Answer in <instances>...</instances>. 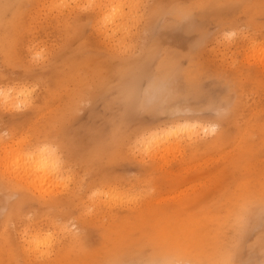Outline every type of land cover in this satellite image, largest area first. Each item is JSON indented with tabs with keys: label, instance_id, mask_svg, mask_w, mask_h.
Instances as JSON below:
<instances>
[{
	"label": "rangeland",
	"instance_id": "1",
	"mask_svg": "<svg viewBox=\"0 0 264 264\" xmlns=\"http://www.w3.org/2000/svg\"><path fill=\"white\" fill-rule=\"evenodd\" d=\"M60 2L0 0V86L7 87L9 81L25 75L24 63H18L15 57L18 42L22 41L26 50L34 40H39L56 53L55 62L40 75L44 87L36 110L15 121H0V154H6L15 145L14 124L32 121L34 127H43L60 121L62 143L81 165L72 189L55 201L39 199L40 193L51 191L52 183L49 170L43 166L41 169L47 170L48 178L33 177L39 179L24 186L31 189L35 199L22 189L9 190L0 181L1 262L9 264L13 259L5 238L14 243L21 224L30 223L22 217L32 215L39 220L48 212L59 213L87 174L88 187L95 185L102 191L120 187L139 193V199L132 204L113 202L105 206L99 203L103 198L98 197L96 210L81 225L85 230L82 237L85 246L72 247L70 240L56 260L65 256V261L104 264V260L121 253L126 257L120 261H142L141 255L146 256L151 249L145 238L160 237L150 227L148 231V227L137 226L139 222L165 223L168 219L173 221L174 216L173 222L180 221L181 231L187 224L184 222L191 215L194 217L188 207L193 196L209 191L205 207L217 208L206 212L200 238L177 233L176 240H180L183 251L191 248L192 254L200 250L201 256L213 254L220 259L236 243V261L243 264L252 260L259 264L264 259L261 255L264 232L259 220L253 218L251 229L238 235L234 212L230 214L221 197L228 186L232 187L237 202L258 197L264 174V0H140L157 6L151 10L152 35L144 36L147 22L134 28L128 43L138 54L127 58L116 51V45L125 37L120 30L122 21L117 18L113 24L102 25V17L110 8L97 9L91 15V23L85 25L87 16L82 17L76 8L54 11L51 6ZM63 2L82 6L90 0ZM96 2L111 5L123 0ZM193 4L206 5L196 10L197 30L180 24L179 13ZM3 5L11 7L5 9ZM225 26L251 33L247 42L238 33V42L227 52L232 57L230 63L211 46L198 48L200 31L215 34ZM165 83L169 87L178 86L180 94L162 92ZM81 99L86 101L82 108L78 107ZM209 101L215 102L223 113L215 139L189 141L165 134L170 124L184 118L176 115L178 111L189 106L199 109ZM146 131L157 132L161 137L147 160L136 155L130 141V134ZM194 135L202 136L203 129ZM13 160L15 155L9 163ZM23 163L22 160L21 166ZM36 167L31 165V174ZM96 177H108L111 184L105 186ZM182 206L189 210L175 215L171 208ZM160 209L167 212L158 218L154 212ZM197 211L200 214L196 219L200 222L202 210ZM131 220L135 222L129 225ZM122 222L125 225H120ZM165 246L164 250L172 248L170 243ZM123 247L133 253L116 251ZM143 248L149 250L144 252ZM104 252L108 255L106 259Z\"/></svg>",
	"mask_w": 264,
	"mask_h": 264
},
{
	"label": "snow or ice",
	"instance_id": "2",
	"mask_svg": "<svg viewBox=\"0 0 264 264\" xmlns=\"http://www.w3.org/2000/svg\"><path fill=\"white\" fill-rule=\"evenodd\" d=\"M5 9L10 5H3ZM54 11L67 8H76L82 17L87 16L85 25L91 23V15L99 10L110 8V11L103 15L102 25L107 26L116 22L117 18L122 21L121 31L125 33L124 39L116 45V51L120 57L127 58L136 56L138 53L134 46L128 43V37L132 35L133 29L141 23H146L144 36L152 35L150 21L153 13L151 10L157 6L151 3H141L140 0H123L120 3L106 5L90 0L84 5L60 3L51 6ZM206 7V5L193 4L179 13L180 24L189 26L192 30H197L194 23L196 10ZM227 24V22H224ZM238 33L247 42L251 33H244L242 30L225 26L213 34L207 31H200V41L198 48H208L218 54L223 53L225 62H231L232 57L227 55L231 47L238 42ZM147 44V41H145ZM15 57L18 63H24L25 75L21 78L9 81L7 87L0 86V121L9 119L15 121L17 117L26 116L36 110L41 99V91L44 87L40 75L55 62L56 53L47 44L34 40L25 50L23 42L15 45ZM195 56V53H194ZM162 92L171 95H179L178 86L169 87L167 83L162 85ZM83 95V93H82ZM86 101L81 99L78 107H83ZM176 115L184 117L170 124L165 129L168 137L182 138L189 141L215 139L220 131V121L223 113L215 102L209 101L199 109L185 107L182 112ZM195 117V119H193ZM16 128L15 145L6 154H0V181L12 190L18 188L26 191L28 196L35 199V194L31 189H24L26 181L31 180V165L39 164L49 170V178L52 183L49 185L51 191L40 193L41 202L55 201L61 196L67 195L72 189L73 183L77 180L80 172V161L75 156L70 155L62 143L61 122L54 121L43 127H34L32 121H23L14 124ZM199 129H203V135H194ZM157 132H144L130 134V141L137 156L143 155L145 160L151 155L156 142L160 139ZM15 160L9 163L12 156ZM24 161L21 166V161ZM97 181L105 186L111 184L108 177H96ZM89 176L86 174L84 180L80 182L77 191L73 192L68 205L61 209L59 213L48 212L39 220H35L32 215L22 217L30 223L21 224L15 242L11 243L6 237V242L10 243V252L13 259L9 264H61L55 258L62 248L70 240L72 247L83 245L82 237L85 230L81 227L86 224L87 218L97 207L98 197L102 205L113 202L119 204H132L139 199V193H133L120 187H111L108 191H102L93 185L87 186ZM57 189H63L58 192ZM144 189H141L143 191ZM221 203L229 208L230 214L234 212L238 235H243L252 227V220H259L261 231L264 232V174L261 175L258 197L237 202L232 191V187H226ZM238 245L234 243L227 248L218 260L198 261L185 258L171 259H146L142 261H113L111 264H240L234 256V249ZM264 257V239L261 241ZM243 264H256L249 260ZM259 264H264L262 259Z\"/></svg>",
	"mask_w": 264,
	"mask_h": 264
},
{
	"label": "bare ground",
	"instance_id": "3",
	"mask_svg": "<svg viewBox=\"0 0 264 264\" xmlns=\"http://www.w3.org/2000/svg\"><path fill=\"white\" fill-rule=\"evenodd\" d=\"M199 131H200V129H199ZM201 132H202V130H201ZM223 137V136H222ZM24 164V163H23ZM23 164H22V166H23ZM36 166H38V167H36L37 169L35 170H33V173L31 174V180L30 181H26L25 182V184H24V186H29L32 182H34L35 183V181H36V179H39V178H42L43 180L44 179H47L48 178V172H47V170L46 169H41L42 168V166H40L39 164H35ZM35 167V166H34ZM33 177H39V178H36V179H34L33 180ZM209 196H210V192L208 191H206V192H199V193H196L193 197V199L191 200V202H190V205L191 206H188V207H190L191 208V210L194 212V217L191 215V218L190 219H188V221H185L184 223H187L183 228H182V230L180 231V227H179V223L178 222H180L179 220H177V222H173L175 219L173 218L174 216H172V219H173V221H171V219H170V221H169V219H168V221L167 222H161V221H154V222H149V221H140L139 223L140 224H138L137 226H140V227H148L147 228V230L149 229V227L152 229V230H154V231H156L157 232V234H158V236L160 237V239L157 237V239H155V240H153V239H150V238H148V237H146L145 238V240L147 241V244H148V246H151V249L149 250V248L147 249V250H149V252L147 253V255L145 256L144 254H140L141 255V259L142 260H146V259H150V258H154V259H171V258H185V259H193V260H198V261H205V262H207V261H212V260H218V256H216V255H213V254H211V255H206V256H201L200 255V250H198V252L197 253H194V254H192V251L190 250L191 248H188V249H186L185 251H183V248H182V245H181V243L178 241V240H176V238H177V233H181V234H183V235H186V237H188V236H194L195 238H200L202 235H203V226L205 225V219H206V212H212L213 210H215L216 208H217V206L216 207H205V201H206V199H208L209 198ZM177 206V204L175 203V205H174V207H176ZM206 208H208V209H206ZM172 209V211H173V213L176 215V213H178L179 214V212L181 211H183V212H186V211H188L189 209L186 207L185 208V206H182V207H179V208H171ZM198 209H200V210H202L201 211V219H200V222L198 221L199 219H196L197 218V216L200 214V212H198L197 210ZM190 210V211H191ZM144 211V210H143ZM141 212V211H140ZM146 212V211H145ZM166 212H167V210L165 209H163V210H157L156 212H154L155 214H156V216L158 217V218H160L159 216H162L163 214H166ZM182 212V213H183ZM138 213H139V211H138ZM138 213H136V214H138ZM184 214V213H183ZM182 214V215H183ZM138 216V215H137ZM142 217L143 216H146V215H141ZM134 217V216H133ZM139 217V216H138ZM142 217H141V220H142ZM146 217H148V215L146 216ZM129 218V217H128ZM128 218H126V220L128 219ZM132 218V217H131ZM133 219V218H132ZM135 219V221L137 220V217L136 218H134ZM133 219V220H134ZM144 219H147V218H144ZM135 221H133V222H135ZM139 221V220H138ZM132 222V220L130 221V223H129V225L130 224H134L133 222ZM173 222V223H172ZM124 222H122V223H120V225L121 224H123ZM120 225L119 226H117V227H119L120 228ZM124 225H125V223H124ZM123 225V226H124ZM123 226H121V227H123ZM130 227H132V226H130ZM134 228V227H133ZM138 228V227H137ZM198 228H201L202 230H198ZM112 229V228H111ZM115 229V228H114ZM114 229L112 230V231H114ZM130 229V228H129ZM139 229V228H138ZM146 230V229H145ZM146 230V231H147ZM105 231V230H104ZM106 231H107V229H106ZM108 231H109V229H108ZM123 231H124V229H123ZM126 231V230H125ZM144 231V229L142 230V232ZM149 231V230H148ZM147 231V232H148ZM118 232H121V229H119V231ZM117 232V233H118ZM126 232H128V231H126ZM126 232H124V233H126ZM135 232V231H134ZM134 232H132V233H134ZM140 231H138L137 233H139ZM151 232V231H150ZM149 232V233H150ZM108 233V232H107ZM110 233V232H109ZM108 233V234H109ZM122 234V233H121ZM144 234V233H143ZM134 235V234H133ZM139 235V234H138ZM138 235L137 236H134V237H138ZM146 235H148V234H146ZM107 236H109V235H107ZM115 235H113V237H114ZM127 237H128V234L126 235ZM140 236V235H139ZM149 236V235H148ZM156 236V235H155ZM110 237V236H109ZM111 238V239H113V241L115 240L114 238ZM117 237H118V234H117ZM127 237H124V238H127ZM108 238V237H107ZM124 238H123V241H124ZM131 238V237H130ZM119 239H120V237H119ZM132 239V238H131ZM141 239V238H140ZM144 239V238H143ZM165 239H169V240H172V241H164ZM182 239V238H181ZM110 240V239H109ZM132 240H134V238L132 239ZM137 240H139V239H137ZM142 240V239H141ZM176 240V241H175ZM119 241V240H118ZM122 241V242H123ZM124 242H126V241H124ZM134 242V241H133ZM132 242V243H133ZM102 243H104V242H102ZM112 243V240H111V242H109V244H111ZM127 243H128V241H127ZM126 243V244H127ZM140 243L142 244V241H140ZM139 243V244H140ZM143 243H145L146 244V242H143ZM167 243H170V245L172 246V248L170 249V250H164L163 248H167L166 246H165V244H167ZM103 245V244H102ZM106 245V244H105ZM130 245V244H129ZM83 246H85L84 244H83ZM107 246H108V244H107ZM138 246V245H137ZM115 247H116V245H115ZM114 247V248H115ZM131 246H129L128 248H130ZM99 248H100V246H99ZM98 248V249H99ZM128 248H125V247H123V248H119V249H117L116 251L117 252H124V254L126 253V251H128L129 252V254L130 253H133V252H130V250H128ZM135 248H136V246H135ZM135 248H133L132 250L133 251H135L136 249ZM145 248H147V247H145ZM145 248H143L142 249V251L144 250V252H146L147 250L145 249ZM196 248V247H195ZM83 249H84V247H83ZM107 249V248H106ZM135 249V250H134ZM198 249V248H197ZM78 250V249H77ZM103 250V248L101 249V251ZM112 250V249H111ZM131 250V251H132ZM146 250V251H145ZM166 251V252H164V251ZM6 251H7V249H6ZM139 251H140V249L138 250V254H139ZM109 252H111L110 250H109ZM127 252V253H128ZM4 253V252H3ZM77 253V252H76ZM105 254V252L103 253V255ZM128 254V255H129ZM1 255V254H0ZM111 255V254H110ZM127 255V254H126ZM132 255H134V254H132ZM131 255V256H132ZM143 255L145 256V257H143ZM6 257H7V255H5ZM12 257L11 255H8V257ZM108 255H104V257H105V259H106V257H107ZM97 257V256H96ZM95 257V258H96ZM103 257V258H104ZM123 257H126L125 255H122L121 253L119 254H117L116 253V256H114V258H110L108 261H106V260H104V264H111V262H113V261H120V258H123ZM2 258V257H1ZM73 258H75L74 256H73ZM78 258V257H77ZM127 258H129V256L127 257ZM127 258H126V260H127ZM139 258V257H138ZM140 259V260H141ZM12 260V259H11ZM71 260H72V258H71ZM87 260V259H86ZM95 260H97V259H95ZM2 260H0V264H3L2 262H1ZM8 261H9V259H8ZM59 261L61 262V264H80L79 262H75V261H70V260H67V261H65V256L64 257H59ZM79 261H81V260H79ZM85 264H87V263H85ZM92 264V263H91Z\"/></svg>",
	"mask_w": 264,
	"mask_h": 264
}]
</instances>
